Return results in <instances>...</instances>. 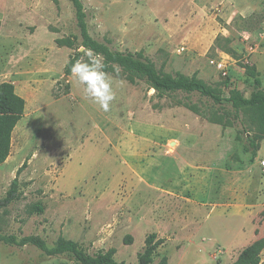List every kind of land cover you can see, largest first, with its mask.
Instances as JSON below:
<instances>
[{
	"label": "rangeland",
	"instance_id": "obj_1",
	"mask_svg": "<svg viewBox=\"0 0 264 264\" xmlns=\"http://www.w3.org/2000/svg\"><path fill=\"white\" fill-rule=\"evenodd\" d=\"M80 1L88 34L112 52L196 78L223 98L250 96L248 64L264 89V0ZM83 50L70 0H0V84L25 101L0 166V200L15 181L19 193L0 208V236L49 248L72 241L90 255L113 249L119 264H138L154 236L163 243L152 264H233L264 238V139L248 146L245 115L230 104L159 97L117 65L108 72L116 99L104 111L66 74ZM0 264L80 263L0 242Z\"/></svg>",
	"mask_w": 264,
	"mask_h": 264
},
{
	"label": "trees",
	"instance_id": "obj_2",
	"mask_svg": "<svg viewBox=\"0 0 264 264\" xmlns=\"http://www.w3.org/2000/svg\"><path fill=\"white\" fill-rule=\"evenodd\" d=\"M76 18V26L80 33L81 46L86 49H92L96 53H100L108 65L107 72L111 71L112 65H117L125 73H128V80L133 83L135 79L145 80L150 88H152L159 97L166 94L183 92L198 93L199 95L209 98L216 104L227 103L237 112L244 114L245 120L240 118L241 126L245 134L252 133L248 141V146L254 149L259 148V141L264 139V89L261 87V80L255 67L245 64V74L252 79V91L248 98H245L237 90H232L227 98L217 92L215 89L207 86L196 78H187L180 75L171 76L164 74L155 69L154 65L148 61L135 58L130 54H122L112 52L106 45L98 43L90 37L87 32L85 23V13L80 0H70ZM58 46L73 47L69 39H57ZM82 54L76 53L66 66V74L71 71L72 62L80 58ZM25 110V101L19 96L14 85L9 82L0 84V166L5 163L10 154L12 133L22 119ZM244 119V118H243ZM210 121L222 125H230L223 121L222 116L212 115ZM25 164L22 166L24 167ZM16 181L13 182L11 189L6 193L5 197L0 200V208L5 207L19 198L16 189ZM37 211L41 208L36 207ZM130 238H128V242ZM0 242L7 245L24 246L31 244L37 247L48 256H58L68 254L72 256L80 264H119L114 260L115 251L108 250L105 253H97L90 255L85 253L75 242L59 240L54 247H47L45 242L37 237H24L16 240L13 236H0ZM163 240H155L154 236L147 241L146 248L138 255V264H152L153 256L156 249L162 245ZM264 249V238L256 240L245 249L242 250L238 258L233 264H260V253ZM159 264H167V259L162 258Z\"/></svg>",
	"mask_w": 264,
	"mask_h": 264
},
{
	"label": "clouds",
	"instance_id": "obj_3",
	"mask_svg": "<svg viewBox=\"0 0 264 264\" xmlns=\"http://www.w3.org/2000/svg\"><path fill=\"white\" fill-rule=\"evenodd\" d=\"M84 54L72 62L71 74L82 86L86 98L107 111L116 99L110 74L106 71L105 58L92 49L83 50ZM119 72V68L114 69Z\"/></svg>",
	"mask_w": 264,
	"mask_h": 264
},
{
	"label": "built area",
	"instance_id": "obj_4",
	"mask_svg": "<svg viewBox=\"0 0 264 264\" xmlns=\"http://www.w3.org/2000/svg\"><path fill=\"white\" fill-rule=\"evenodd\" d=\"M215 65L220 71H223V69L225 68L223 66L224 65L223 62H217ZM261 165L264 167V161L261 162Z\"/></svg>",
	"mask_w": 264,
	"mask_h": 264
}]
</instances>
